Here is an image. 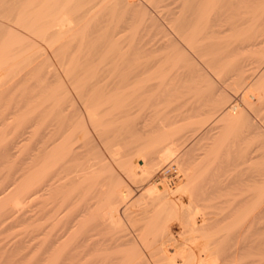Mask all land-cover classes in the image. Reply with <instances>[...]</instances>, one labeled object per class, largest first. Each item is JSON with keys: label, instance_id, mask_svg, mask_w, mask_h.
Wrapping results in <instances>:
<instances>
[{"label": "bare ground", "instance_id": "bare-ground-1", "mask_svg": "<svg viewBox=\"0 0 264 264\" xmlns=\"http://www.w3.org/2000/svg\"><path fill=\"white\" fill-rule=\"evenodd\" d=\"M75 1H77V0H0V75L2 77H5V78H2L0 76V87L2 85H5V80L8 79V77L12 78L13 72L17 71L15 67L18 66L19 62H23V61L25 62L29 58V56L33 55L34 51L36 52V49H34V50H32L33 51L32 54H31L32 51L29 53L30 55L27 54V52L29 50H31L34 46L38 45V43L36 44V40L38 38L46 41L48 43V45L51 46L50 50L54 49L55 52H57L58 48L64 47L65 45L67 46L68 43L71 44V43L76 42L77 47H78L77 48L76 45L74 47L76 49V52L72 51L71 48H73V47H71V45H69V44H68L69 46H67V47H71V48L68 49L66 47L64 51H62L63 48L61 50L62 56L65 57L64 59H66L65 61H67L66 62L67 66L65 65L66 66L65 72L67 73L69 80L71 81V84H73L74 88L78 92L76 97L79 95L81 97V100L84 102V104L87 108L86 110H87L88 118H89L90 122L92 123L93 127L97 130L96 132L97 133L99 132L98 135L100 134L99 136L101 137V140L103 141V143L105 144V146L109 150V152L111 154V158L114 161H116L122 167L123 171H125L128 174V176H130V178L132 177L134 179V180L131 179V181L132 180L135 181V179H136V181L138 179H141L140 181H142L143 179L147 180L155 174V172L160 168V166L163 163H166L169 160H171L173 158V156L176 157L175 147L177 145H175V144H176V140L178 141V137L175 138L174 135L176 134L177 131L171 128L172 130L170 132L165 130L167 133H165V132H164V134L162 133L163 136L160 137L162 139H161V141H159L160 143L164 141L162 143L163 145H160L162 148L160 146H158L157 143H156V145L153 144L155 141L158 142L157 140H154V141L151 140V141H153V143L149 142L150 144H147L148 147L146 145H145V147L143 146L144 149H143V147L139 148L138 145L135 144V145H137L136 148L138 147V149H137L138 153H136L135 155H139L138 150L143 149L145 151L147 148L149 149V145L151 147H152V145H154V146H158L161 148L159 150L158 154L155 152V150H156L155 147L153 148V150L155 149L154 152L156 154L154 152L153 153L156 156H152V154L150 152L153 150H150L149 152L148 151L145 152V153H148V154H146V155H148L147 157H146L145 153L141 154V155H143V157L139 156V157H141V158H139L140 159L139 160L138 157L133 155V153L132 154L130 153V155L128 156L129 151H132V149H131L132 147L130 148V146L133 143L130 145L128 144V147H126L127 149L128 148L131 149V150H128V153H127V151L122 152L121 151L122 149H116V148L114 149V146L117 145V143L115 141H117V140L119 141V138L122 135L121 136H118V135L114 136V134H116L115 132H118V130H116L113 134V132H109V129H110V131L113 130L114 126L116 128L118 126V124H120L123 121H124L123 123H125L127 119H128V122L131 123L130 120L133 121V118L131 117L132 114L136 113L135 115H137V111L134 109V106L131 103L134 101L138 102V100H141L142 97H144L145 95H146V98H148L147 93L155 90L156 88L158 89L160 87L161 88L165 87L164 83L166 84V81L168 79V74H169L168 70L173 71L171 69H175L174 67H177L176 65L179 64L181 62V59L183 60V58L186 55L184 56L183 50L180 49L179 46L175 43V40H174L175 38L170 40L167 37L166 41L164 43H162L161 47L164 46L162 48L171 49L169 54L167 55V53H166L167 56L165 55L167 61H169V62L171 61V64H173L169 68L167 67V64H166L167 62L166 63L164 62L165 64H163V63H160L161 62L160 60H158V61L157 60L156 61L155 60L154 61H151V60L146 61L145 60L144 63H138L135 60V64L129 62L130 60H128V61L125 60L127 62L126 64H128V63L133 64L132 66H129V67H128V65L125 66V61L123 64L121 63L122 61H114V63L112 61V63H111V60H109V56L111 54L112 48L118 47V49H119L120 39L122 41V38H123V37L121 38L122 25L120 24V22L116 23L114 25H109V23L107 25L104 23L107 20L106 19L107 14L106 15H105V13L101 14V12H100L101 8L100 9L97 8L98 10L94 9L98 5L97 3L99 1H102V0H99V1H97V0L86 1L85 0L86 2L84 4H82L81 6H79L78 8L77 7L75 8L73 6V3ZM105 1H107V0H103V2H105ZM125 1H124V3L128 2L127 4L131 5V10L134 9V7L132 6V0L131 1L127 0L126 2ZM197 1H196L197 5L200 3L201 4L203 3L202 5H204L203 9H204L205 13H200V15L195 17L196 18L195 21H194V19H195L194 18L193 21H191L192 19L190 21L185 20L180 25L178 23L179 26L176 28L177 29L176 31L179 33L180 36H183V37H184V34L187 32L186 36L183 39L188 41L187 42L188 45H190L191 47H198V50H199V48L201 46L203 47L207 44L206 46L208 47V44L212 43L213 40L211 39V36H212L211 33H213V32L217 33L218 30H216L214 28V26L216 25L215 23L218 19L222 18V16H223L222 14H224V13H222L221 16H220V14L217 15L215 13L216 11L214 13H212V10L215 9L216 4L218 5V3H219V5H220V3L223 0H219V1L218 0H197ZM216 1H218V2L216 3ZM244 1H247V0H244ZM118 3L115 2V4H118ZM120 3H121V1H120ZM251 3H253V2H251ZM127 4H125V5H127ZM258 4H259V2H258ZM254 6H251V7H254ZM257 7H259V6H257ZM261 7H262V5H261ZM114 8H115V6H114ZM103 9L105 11V7ZM126 9H127V7H126ZM79 10H81V13H76ZM223 10H224V8H223ZM262 10H264V9H262ZM220 11H222V10H220ZM98 12H100V13H98ZM248 13L246 11V14L244 12V15H247ZM263 13H264V11H263ZM113 14H114V12H113ZM237 14H238V16L240 15L238 12H237ZM263 15H261V16H263ZM249 17L250 16H248L246 18H249ZM230 18H231V16H230ZM246 18L244 19V16H243V19L248 21L249 19H246ZM252 18H253V16H252ZM149 19H151V18H149ZM226 19H228V18H226ZM240 20H242V19H240ZM250 20H251V18H250ZM247 21H245V22H247ZM177 22H178V20H177ZM113 23H115V22H113ZM239 23H240V21H239ZM241 23H243V21H241ZM260 24H261V22H260ZM252 25H250V26H252ZM104 26L106 27V30L104 32L102 31L103 32L102 33L100 30H102L104 28ZM246 26H248V25H246ZM227 27H229V26H227ZM244 27L241 28L242 29L241 32L243 30H246V31H244L242 34L246 33L247 30L248 31L251 30V29L250 30L247 29L246 27L244 29ZM252 27H254V26H252ZM252 27H250V28H252ZM255 27H256V25H255ZM258 27H259V25H258ZM158 28H160V27H158ZM239 28H240V26H239ZM232 29H235V28H232ZM254 30L257 32L258 28L254 29ZM223 31H224V29H223ZM237 31H238V29H237ZM97 32L98 33L101 32V33L97 35ZM241 32L239 31L236 34L237 35L239 34L240 36H242V34H240ZM173 33H175V32H173ZM248 33H246V34H248ZM250 33L253 34L252 36L255 37L254 39L258 38L256 36V34L253 33V31H251ZM258 33H261V32H258ZM134 35H135V33H134ZM245 35H244V37H245ZM234 36H235V34H234ZM247 36H249V35H247ZM247 36L245 38H242L243 41L245 39V41H244L245 43H249L250 41H252L250 39H253V37L250 39H247ZM262 38H264V36L259 37V40H262V42L256 41V40H254L255 43L250 42L249 44L252 46H249V45L246 46V44H242V42H243V41H241L242 39L240 40L241 41L240 43L242 45L240 43H238L240 45H237L236 41H238V40H236L234 42V44L236 43L235 46L237 45L238 48H241V49L245 46L246 47L249 46V48L255 47V46H253V43L256 46H258L257 44L260 45L262 43L263 46L262 45H260V46L264 47V41H263L264 39H262ZM162 39H164V38H162ZM246 39L249 41H247ZM219 40H221V39H219ZM218 44H220V43H218ZM104 45H106L107 48L104 50H100V48L103 47ZM43 46H45V45H43ZM146 47H148V46H146ZM202 47H201V50H202ZM217 48H219L218 45H217ZM233 48L235 49V47H233ZM43 49H45V48H43ZM169 49H167V50L169 51ZM244 49H242V50H244ZM135 50H133V51H135ZM203 50H205V47ZM233 51H231V52H233ZM58 52H60V51H58ZM198 52H200V51H198ZM235 52L237 53V51H235ZM238 52H240V51H238ZM135 53L138 54V52H136V51H135ZM134 54H132V55H134ZM140 54H142V53H140ZM240 54H242V51ZM34 55L36 56V54H34ZM33 56H31L32 60L35 58V56H34V58H33ZM44 56L45 55L43 54V57ZM60 56H61V54H60ZM117 56L119 57L118 53H117ZM40 57H42V56H40ZM43 57H42V59L44 60L45 57L44 58ZM135 59H137V57ZM213 59H214V57H213ZM225 59H226V57H225ZM179 60H180V62H178ZM65 61H63V63ZM55 62H56V60H55ZM132 62H134V60H132ZM219 62H221V61H219ZM233 62H234V60H233ZM41 63H42V61H41ZM230 63H232V62L230 61ZM20 64H22V63H20ZM25 64H26V62H25ZM82 65H84V66H82ZM123 65H124L125 69H124ZM185 65L187 66V64H185ZM63 66H64V64H63ZM240 66H242V64ZM240 66L238 68V71L242 70L240 68ZM38 67H40V66H38ZM187 67H189V66H187ZM243 68H244V65H243ZM184 70H186V69H184ZM196 70H197V68H196ZM39 71H40V69H39ZM41 71H42V69H41ZM245 71H247V70H245ZM48 72H49V70H48ZM241 72H239V73L241 74ZM21 73L22 72H20V75H21ZM45 73H47V71H44V74ZM51 73L52 72L50 70L48 76L51 75ZM182 73H184V72H182ZM242 73H244V72H242ZM48 76L46 75L45 78H47ZM244 76L247 77V74H245ZM51 77H52V75H51ZM239 77L241 78L240 75H239ZM245 77H242V79ZM11 78H10V80H11ZM18 78H19L18 79L19 81L23 80L24 79L23 74H22V77L21 76L19 77V74H18ZM54 78H56V76L53 77V79H51V80H54ZM249 78H251V77H249ZM258 78H259V76H258ZM14 79H15V77H14ZM188 79H189V77H188ZM10 80H9V82H10ZM12 80H13V78H12ZM31 80H32V78H31ZM57 80H55V81H57ZM260 80L256 79V81H254L253 84L248 83V86L244 87V98H246V100L250 99L251 103L258 102V100H264L263 99L264 98V85L260 84L261 83ZM55 81H53V82H55ZM11 82H13V81H11ZM223 82H224V80H223ZM7 83L8 82H6V84ZM241 83L244 86L245 82H243V80ZM241 83H240V85H241ZM57 86H58V84H57ZM209 88H210V86H209ZM56 90H58V89H56ZM64 90H65V88H64ZM233 90H234V88H233ZM58 91L55 92L57 94L53 93L50 97L46 96L45 101L42 102V104H45V102L48 103L47 101L52 100L51 102L50 101L49 102L50 103L54 102V106H56V104H57L56 102H58L57 99L59 98L58 97ZM65 91H62L63 95L61 94L62 98L64 96L63 100L61 98V100L63 102L66 100L65 98L67 97V95H64V93L67 92V91L66 92ZM60 93L61 92H59V94ZM50 94H51V92H50ZM148 94L151 95V93H148ZM38 96H36V97H38ZM172 96H174V95H172ZM42 97H43V95H42ZM227 97L229 98V96H227ZM226 98H225V100H226ZM148 99H150V97ZM194 99H195V97H194ZM214 99L215 98H213V100ZM230 99H229V101H230ZM246 100H244V102ZM226 101L229 102L228 100H226ZM15 103H17V102H15ZM50 103L46 104V105L48 106V105H50ZM159 104H160V102H159ZM225 104H227V103H225ZM107 105L109 106L108 107L109 112H106V114H108V115L103 114V116H101L100 114H102L101 112L103 111V108L105 109L104 106H107ZM173 105H174V103H173ZM173 105H172V108H173ZM186 105H188V104H186ZM222 105H223V103H222ZM101 107H103V108H101ZM169 107H171V106H169ZM221 107L222 106H219L218 110H215V112L216 113H219L217 111L221 112V110L223 109ZM223 107H225V106L223 105ZM16 108H18V107H16ZM36 108H37V110H36ZM36 108H35V111H38V109H40L38 111L39 113H41V110H42V113L40 114L42 126H39L40 128L37 127V129H39L38 133L34 134L32 132L33 126H31V125L30 126L26 125L24 127L21 126L22 128L20 127V129H18L19 131L17 130V134H18L17 138L18 139H16L14 141V138H13V141L7 147H5L6 145L4 146L6 148L5 149L6 154H5V152H3L2 149H0L2 151L0 153H2L4 156L2 154L1 155L5 158V156L7 157L8 154L9 155L11 154V150L13 148H15L18 144H20V142L22 143L23 147L25 148V149L23 148L25 150L24 158L22 161L23 166H22V168H18V170L16 169L18 172L21 170H22L21 172H23L22 174L19 172V174L22 176V179H23V182H22L23 184L20 183L21 185H19V186H21L20 189L22 188L21 192L19 190H17L18 188L16 187L19 182L15 183L16 185L14 184V187H16L15 190H17L19 193H17V191H16V193L15 192L12 193L10 191V189L12 191H15L13 189L12 185L10 187L8 186L9 191H10V193L8 192L9 195L6 194L8 191V189H7L8 187L6 188V192H5V189L4 190L2 189L0 191V215L3 212H4L3 214H5L6 208L10 209V211H7V214H9V212L12 211V208H8V206L14 205L12 203L15 200L10 195H13V194L17 195L18 194V195L22 196L23 199H25V200L21 201L22 198L20 199L19 197H17L16 200L20 199L21 202L25 201L27 204H32L36 200L35 201L36 204L35 203L34 204L37 207V211L35 213L32 211L33 214H35V215H32V213H31V216H28L29 217L28 219L30 221L33 219H35L36 221H42L41 223L39 222V225H38V227L40 229L37 228L39 235H41V237L43 236L42 237L43 240L40 238H37L39 240H42L41 243H40V241L38 242L41 245V248H40L41 252L37 248L38 251L40 252V255L38 254L39 263L41 261V263H43V264H264V251H263L264 249H262V248H264L262 246L264 243V202L263 201H262V203L260 202V200H262L264 198V197H262V196H264V192L261 193L262 191H264L263 189L260 192L256 191V194L253 193L252 190H251V192H249V194L247 192H245L246 197H244V194L242 192H240V193H242L243 198L235 199L237 197H234L235 200L232 199V201H230L231 200L230 198H227V200H224L222 202V204H214L211 202L210 203L201 202V199H199L195 195V191H193L195 189V188H193V185H194V182L196 181L197 177L199 178V176H198L199 173L197 172L196 167L194 168L193 165L189 166L185 162L187 160L184 159V155H183L182 157L180 156V158H178L176 161L178 166L181 168L183 175L179 174L178 179L172 183L166 182L165 180H164V182H159V183H164V185H165L164 188L159 187L158 184H156V183H151L150 185L148 184V186L146 185L147 187L144 189V191H142V193L138 197L136 196L137 198L135 200L131 201L129 196H130L132 191L127 189V188H122L121 186L123 184L120 186V184L122 182H119L112 175L106 176L104 174V172H105L104 166L105 165L102 164V162H99L101 160L95 159V158H97L94 155L96 152L93 153L92 152L93 149L90 147V143L92 141H90V142L88 141V139H90V137H88L89 135H88V130H87V126H86L87 124H86V121L84 120V118L82 116H79V114H78V116L75 115V117H77V118L74 120L72 117L73 120L71 121V120H69L70 119L69 114H66L65 111H64L65 116L62 114L63 111L53 113L56 111V109L59 108V106H56L55 111H54V108H52V106H51V111H48V109L45 107H44V110H43V107H41V108L36 107ZM73 108H75V105L73 106ZM226 108H228V109L225 113H223L224 115L222 113H220L222 116L220 114H218L221 116V118L225 119L227 117L231 118L234 115L235 116L240 115L239 113H240L241 108H239V111H238V106L232 104L231 107L227 106ZM67 109L70 110V108H67ZM49 110H50V108H49ZM224 110H225V108H224ZM70 113H71V111H70ZM73 114H74V112H73ZM185 114H187V113H185ZM25 115H27V114H25ZM60 115H63V121L62 122L58 121V119H57V117ZM135 115H134V117H135ZM22 116H24V115H22ZM182 116H185V115H182ZM241 116H243V114L239 116V120L245 119V118H242ZM29 117H30V115H29ZM130 117H131V119H130ZM8 118H11V117L10 116L8 117V114H5V115H3L2 119L3 120L6 119V121H7ZM240 118H242V119H240ZM24 119H25V116L22 119V123L26 120V119L25 120ZM204 119H206V118H204ZM249 119H250V117H249ZM17 120L18 119H16V122H17ZM217 120H219V119H217ZM227 120H228V118H227ZM232 120L237 121V119H232ZM19 121H18V124L16 123L17 125H19L21 123ZM225 121H226V119H225ZM1 122H4V121H1ZM32 122H34V121L32 120ZM14 123H15V121H14ZM151 123H152V121H151ZM127 124L125 123L124 126L127 127ZM132 124H134V123L132 122L130 124V126H132ZM1 125H3V124H1ZM12 125L13 124L11 123V126ZM234 125L235 124H233V126ZM135 126L136 125H134V128H135ZM149 126H151V125L149 124ZM201 126H204V125H200V127ZM4 127H6V126H4ZM12 127H14V126H12ZM140 127H142V125ZM30 128L32 129V131L30 130ZM134 128L132 127L133 130H134ZM138 128L139 127L137 126L136 129H138ZM106 130H108V133H110L109 137H104L105 136L104 132ZM120 130H121V128L119 129V131ZM122 130L124 132L123 127H122ZM130 130L131 129H129V132H130ZM133 130H131V131H133ZM4 131H5V129H4ZM254 131H255V129H254ZM103 133H104V135H103ZM118 133H120V132H118ZM193 133H195V132H193ZM107 134H106V136H108ZM111 134H113V135H111ZM125 134H127V132H125ZM131 134H133V133H130V135ZM150 134H151V132H150ZM227 134H230V133H227ZM3 135H6V134H3ZM7 135H9V134H7ZM130 135L128 138H130ZM19 136L22 137V139H20ZM125 136L126 135H124V138L127 137V136L126 137ZM131 136H133V135H131ZM110 137H112V138H110ZM229 137L230 136H228V138ZM255 137H257V136H255ZM160 138H157V139L160 140ZM208 138H210V137H208ZM109 139L114 140V141H110ZM144 140H145V138H144ZM7 141H6V143L8 144ZM9 142H10V139H9ZM122 143L126 144L127 141H126V143H124V141ZM128 143H130V142H128ZM2 145H4V143ZM2 145H1V148H2ZM93 146L95 147V145H93ZM127 149H124V150H127ZM186 149H184V150H186ZM215 149H217V148H215ZM134 151H135V149L133 148V152ZM142 151H140V153ZM21 152L22 151H20V153ZM243 152H241V153H243ZM149 154H151V157ZM1 155H0V157H1ZM195 155H196V153H195ZM131 156H135V158L131 157ZM242 159H243V157H242ZM247 159H249V158H247ZM2 160L6 161V158L5 159L2 158ZM235 160H237V159H235ZM0 161H1V158H0ZM140 161H141V163H140ZM228 165H229V163H228ZM179 167H178V170H179ZM201 167H202V164H201ZM245 168H246V165H245ZM19 169H21V170H19ZM109 169H108V171H109ZM247 169H248V167H247ZM1 170H2V168H1ZM109 172H111V171H109ZM106 173H108V172L106 171ZM217 174L219 175V173H217ZM221 174H223V173H221ZM9 175H11V174L8 172V174L6 175V179L10 177ZM15 175H18V174H15ZM226 175H228V174H226ZM259 175H260V177L263 176V174H259ZM259 175L258 176L255 175V176L260 178ZM15 177L17 178V176H15ZM256 177L253 176L254 179H252V177H251V180L254 181ZM16 178H12V179H15V181H16ZM154 178H157V177L155 176ZM22 179H20V180H22ZM262 179H263V177H262ZM262 179L255 180V182H253V183H258L260 181L262 182ZM149 180H151V179H149ZM219 181H221V180H219ZM6 182L10 183L11 181L5 180V181H3V183L0 182V185L4 184ZM215 182H216V180H215ZM236 182L237 181H235V183ZM9 183H6V185ZM12 183H14V182H12ZM142 183H143V181H142ZM239 184H241V186H242V183H239ZM204 186H205V184H204ZM238 188H239V186H238ZM214 190H216V189H214ZM236 190H238V189H236ZM225 191L227 192V190H225ZM203 192H205V191H203ZM207 192H209V191H207ZM222 192H224V191H222ZM210 194H211V192H210ZM210 194H209V196L212 195V194L211 195ZM214 194H215V192H214ZM228 195H230V194H228ZM203 199L205 200V197ZM203 199H202V201H203ZM248 200H251V201L248 202ZM252 200L254 202H252ZM18 203L21 205L20 202H17V204ZM34 204L29 205V206L27 205V207H29L28 209L34 208L33 207V206H35ZM15 205H16V203H15ZM30 206H32V207H30ZM17 208H18V205H17ZM13 211H14V207H13ZM13 211H12V214H14ZM26 211L28 212V210H26ZM27 212H24L25 215ZM10 214H9V216H10ZM2 217L0 216V219ZM5 217L6 216H4L3 218L6 220ZM5 220H2V222H4ZM25 220H26V217H25ZM2 222H0V223H2ZM31 222H33V221H31ZM31 222H28L27 224H29ZM4 223H2V225ZM6 223H8V221ZM35 224H33V226H35ZM36 226H37V224H36ZM176 227H178V228L175 229ZM1 229H3V228H1ZM32 230L30 232L31 235H33L37 232V231L35 232L34 231L35 229H34L33 231L35 233L32 234ZM38 232H37L36 236L33 235L34 238L38 236ZM29 237H30L29 241L31 242V240H33V238H31L30 235H29ZM30 242H28V243H30ZM28 245L30 246L31 243ZM29 246H28V248H29ZM28 250H31V249H28ZM29 252H31V251H29ZM32 259H34V258H32Z\"/></svg>", "mask_w": 264, "mask_h": 264}, {"label": "rangeland", "instance_id": "rangeland-1", "mask_svg": "<svg viewBox=\"0 0 264 264\" xmlns=\"http://www.w3.org/2000/svg\"><path fill=\"white\" fill-rule=\"evenodd\" d=\"M86 1H88V0H86ZM86 1L85 0H77L73 3V6L75 8L76 7L78 8L79 6L84 4ZM97 1H99V0H97ZM120 1H121V3H120ZM124 1L125 0H107V1L103 2V0H102V1H99L97 3L98 4L97 7L94 8L95 10L97 8L98 9L101 8V10H100L101 14L102 13H105V15L107 14L106 15L107 20L104 22L105 24L108 25V23H109V25H114V24L120 22V24L122 25L121 38L122 37L123 38H122V41L120 39L119 49H118V47L112 48L111 54L109 56V60H111V63H112V61H113V63H114V61H122L121 63L123 64L125 60H127V61L130 60L129 62L135 64V60L138 63H144L145 60L146 61L147 60H151V61L160 60L161 62L160 61L159 62L163 63V64H165L167 62L166 64H167V67L169 68L173 64H171V61L170 62L167 61L166 56L169 54L171 49L162 48L164 46L161 47L162 43H164L166 41L167 37L170 40L175 38L174 39L175 43L179 46L180 49L183 50L184 56L185 55L186 56L184 57L185 59L184 58H183V60L181 59V62H180V60L178 61L180 63L176 65L177 67H174L175 69H171L173 71L168 70L169 71V74H168L169 80L167 79L166 84L164 83L165 87H162V88L160 87V88H158L159 90L156 88L155 90L148 92V93H151V95L147 93V96H148V98L150 97V99L146 98V95H145L144 97H142L141 100H138V102L134 101L131 103V104H133L134 109L137 111V115H135L136 114L135 113V114H132V116H131L133 118V121L132 120H130V121H131V123L132 122L134 123V124H132V126H130L131 123L128 122V119H127L125 122L126 124L128 123L127 127L124 126L125 123H123L124 122L123 121L120 124H118V126L116 128H115V126H114V128L112 127L113 130L110 131V129H109V132H113V134L116 130H118V132H120V133L115 132L116 134H114V136L115 135H118V136L122 135L119 138V141L118 140L115 141L117 143V145L114 146V149L115 148L116 149H122L121 150L122 152L127 151V153H128V150L132 149V151H129L128 156L130 155V153L131 154L133 153V155H135L136 153H138L137 152L138 147L139 148H142L143 146L145 147V145L147 146V144L153 143L154 140H157L159 142V141H161L162 138H160V137L163 136L164 132L167 133L166 131L170 132L172 129H174L177 131L176 134L174 135V137L175 138L178 137V141L176 140V144H175V145H177L175 147L176 157L173 156V158L171 160H169L166 163H163L160 166V168L155 172V174L149 178L151 180L143 179L142 180L143 183H142V181H140L141 179H138L137 181L135 179L136 182L133 181L134 179L132 177L130 178V176H128V174L125 171H123L122 167L116 161H114L111 158V154H110L109 150L107 149V147L105 146V144L101 140V137L99 136L100 134L98 135L99 132L98 133L96 132L97 130L93 127L92 123L90 122V120L88 118L87 110H86L87 108H86L84 102L81 100V97L79 95L76 97L78 92L74 88L73 84H71V81L69 80V77H68L67 73L65 72L66 66H67V64H66L67 61H65L66 60V59H64L65 57L62 56V51H64L67 46L71 45V47H73V48H71V47H67V48L68 49L71 48L72 51L76 52V49L74 47H75V45L77 47V43L76 42L71 43V44L68 43L69 45L67 44V46L65 45L64 47L58 48L57 52H55L54 49L50 50L51 46L48 45V43L46 41H44L40 38H38L36 40V44L38 43V45L34 46L31 50H29L27 52V54H29L32 50L36 49V52L35 51H34V53H33V51L31 52V54L33 53V55L36 54V56L34 55L35 58L33 55H31L34 58L33 60L31 59L32 57L29 56V58L27 59L28 61L27 60L25 61L26 64L24 61L19 62L18 66L15 67L17 71L13 72V74H12L13 80L11 77H10L11 80L8 77V79L5 80V85H2L0 87V94H1L0 95V123L3 124V125L0 124L1 125L0 126V138H1L0 139V149H2L3 152H5V154H6V151H5L6 148L5 147H7L13 141V138H14V141L16 139H18L17 138V135H18L17 130L20 129L21 126L24 127L26 125H29V126L31 125V126H33L32 127L33 131L31 128H30V130L34 134L38 133L39 129H37V127L40 128L39 126H42L41 115H40L42 113V110H41V113H39L38 111L40 109H38V111H35L36 107H39V108L43 107V110L45 107L48 109V111H51V106H52V108H54V111H55L56 106H59V108H58L59 110L56 109V111L53 113L63 111L62 114L64 116H65V113L69 114V117H70L69 120H71V121L73 119L75 120L77 118V117H75V115L78 116V114H79V116H82L84 118V120L86 121V124H87L86 126H87V130H88V135H89L88 137H90V139H88V141L89 142L92 141L90 143V147L93 149V151H92L93 153L96 152L98 154V155L96 153L94 154L97 157L95 159L101 160L99 162H102V164H104L106 166V167L104 166V168H105L104 174L106 176L112 175L119 182H122L121 184L119 183L120 186L123 184L121 186L122 188H127V189L132 191L130 196H129L131 201L135 200L142 193V191H144V189L148 186V184L150 185L151 183H156V184H158L159 187L164 188V186H165L164 183H159L160 181H158L160 169H162L165 165H167V163H172V162L178 166L176 161L178 158H180V156L182 157L183 155H184V159H186L188 161V162L187 161H185V162L189 166L193 165L194 168L196 167V170L199 173V175H198L199 178L197 177L196 181L194 182L193 188H195V189L193 191H195V195L199 199H201V202H205V203L211 202L214 204H222V202L224 200H227V198H230L231 200L230 199L229 200L232 201V199H234V197H237L235 199L243 198L242 193L244 194V197H246L245 192H247L249 194V192H251V190H252L253 193L256 194V191L260 192L262 189L264 190V187H263L264 186V100H258V102L251 103L250 99L246 100V98H244V87L248 86V83L253 84V82L256 81V79L257 80L261 79L260 80L261 83L260 82L259 83L264 85V61H263L264 60V52H263L264 47H262L263 46L262 43L260 44L262 46H260L259 44H257L258 46L254 45V43H255L254 40L262 42V40H259V37L264 36V25H263L264 24V15H263L264 10H262V9H264V4H263L264 0H247V1H244V0H223L222 2L220 1L221 2L220 5H219V3H218V5L216 4L215 9L212 10V13H214L216 11L215 13L217 15L220 14V16H221L222 13H224V14H222L223 15L222 18L218 19L215 23L216 25L214 26V28L216 30H218L217 33L213 32V33H211L212 36L210 35L211 39L213 40L212 43H209L208 47L206 46L207 44L203 47L201 46L202 50H201V47L198 50V47H191L190 45H188V43H187L188 41L183 39L186 36L187 32L184 34V37L180 36L179 33L176 31L177 30L176 28L180 24H182L183 21H185V20L190 21L191 19H192L191 21H193V19L195 17L200 15V13H205L204 9H203L204 5H202L203 3L202 4L200 3L197 5V3H196L197 0H132V6L134 7V9L131 10V5L127 4L128 3V2H126L127 0L125 1L126 3H124ZM218 1H216V3ZM115 2L116 3L119 2V3L115 4ZM251 2H253V3H251ZM258 2H259V4H258ZM125 4H127L128 6ZM261 5H262V7H261ZM114 6H115V8H114ZM251 6H254V7H251ZM257 6H259V7H257ZM104 7H105V11L103 9ZM126 7L128 10L126 9ZM223 8H224V10H223ZM220 10H222V11H220ZM246 11H247V13L248 12L249 13L247 15H244V12L246 14ZM100 12H98V13H100ZM113 12H114V14H113ZM237 12L240 14L239 16H238ZM76 13H81V10L77 11ZM250 14L253 16V18ZM261 15H263V16H261ZM230 16H231V18H230ZM243 16H244V19L246 17L250 16L249 18H246L249 20L248 21L244 20ZM255 17L256 18L258 17V18L256 19ZM149 18H151V19H149ZM226 18H228V19H226ZM250 18H251V20H250ZM240 19H242V20H240ZM177 20H178V22H177ZM195 20H196V18L194 19V21ZM239 21H240V23H239ZM241 21H243V23H241ZM245 21H247V22H245ZM259 21L261 22V24ZM113 22H115V23H113ZM178 23H179V25H178ZM246 25H248V26H246ZM250 25H252L254 27H252ZM255 25H256V27H255ZM258 25H259V27H258ZM227 26H229V27H227ZM239 26H240V28H239ZM244 26L249 30L251 29L250 31L247 30L246 33L249 32L248 34H246V33L242 34L244 31H246V30H243L241 32V30H242L241 28H243ZM158 27H160V28H158ZM245 27H244V29H245ZM250 27H252L253 29ZM232 28H235V29H232ZM256 28H258L257 32L254 30ZM223 29H224V31H223ZM237 29H238V31H237ZM105 30H106V27L104 26V28L100 31L104 32ZM239 31L241 32L240 34H242V36H240L239 34L238 35L236 34ZM251 31H253V33L256 34V36L258 37L257 38L258 40L254 39L255 37L252 36L253 34L250 33ZM101 32H99V33L97 32V35L100 34ZM173 32H175V33H173ZM258 32H261V33H258ZM134 33H135V35H134ZM234 34H235V36H234ZM244 35H245V37L247 35H249V36L251 35L250 37L247 36V39H250L253 37V39H250V40H252L250 42H254L253 46H255V47L249 48V46H252V45L249 44L250 42L245 43L244 42L245 39L243 41L242 38H245ZM162 38H164V39H162ZM219 39H221V40H219ZM262 39H264V38H262ZM236 40H238V41H236ZM240 40L244 42V43L242 42V44H246V46L247 45H249V46L243 47L244 46L243 45L242 49L245 48L244 50H242L241 48H238L237 45L241 44ZM235 41L237 42L236 46H235L236 43L234 44ZM247 41H249V40H247ZM217 42L220 44H218ZM238 43H240V44H238ZM43 45H45V46H43ZM217 45L219 48H217ZM146 46H148V47H146ZM103 47H101L100 50H104L107 48L106 45H104ZM204 47H205V50H203ZM233 47H235V49ZM43 48H45V49H43ZM62 48H63V50H62ZM167 49H169V51ZM133 50L138 52V54L135 53V51H133ZM58 51H60V52H58ZM198 51H200V52H198ZM231 51H233V52H231ZM235 51H237V53ZM238 51H240V52H238ZM241 51H242V54H240ZM117 53L119 54V57L117 56ZM140 53H142V54H140ZM166 53H167V55H166ZM43 54L45 55L44 56L45 58L43 57ZM60 54L62 57L60 56ZM132 54H134V55H132ZM40 56H42L44 58V60ZM136 57H137V59H135ZM213 57H214V59H213ZM225 57H226V59H225ZM47 58L48 59L50 58V59L48 60ZM55 60H56V62H55ZM132 60H134V62H132ZM233 60H234V62H233ZM41 61H42V63H41ZM63 61H65V62L63 63ZM219 61H221V62H219ZM230 61L232 63H230ZM20 63H22V64H20ZM126 63L127 62L125 61V66L128 65V67L133 65L131 63H128V64H126ZM63 64H64V66H63ZM185 64H187V66H189V67H187ZM241 64H242V66H240ZM243 65H244L245 69L243 68ZM38 66H40V67H38ZM82 66H84V65H82ZM239 66L243 71L241 69L240 70L244 73H242L241 71H238ZM123 67H124V65H123ZM38 68L40 69V71ZM196 68H197V70H196ZM41 69H42V71H41ZM124 69H125V67H124ZM184 69H186V70H184ZM43 70L47 71V73L44 74ZM48 70H49V72L51 70L52 77H51V75L48 76V74H49ZM245 70H247V71H245ZM20 72H22L21 75H20ZM182 72H184V73H182ZM239 72H241V74ZM18 74H19V77L20 76L22 77V74H23L24 79L22 78L23 80L19 81L18 80L19 79ZM245 74H247V77L244 76ZM46 75L48 76L47 78H45ZM239 75L241 76V78L239 77ZM55 76H56V78L58 77L59 79L57 78L58 79L57 80L56 78H54V80H51ZM258 76L260 79L258 78ZM14 77H15V79H14ZM188 77H189V79H188ZM242 77H245V78L242 79ZM249 77H251V78H249ZM2 78H5V77H2ZM31 78H32V80H31ZM9 80H10V82H9ZM55 80H57V81H55ZM223 80H224V82H223ZM242 80H243V82H245L244 86L241 83ZM11 81H13V82H11ZM53 81H55V82H53ZM6 82H8L9 84L8 83L6 84ZM240 83H241V85H240ZM57 84H58V86H57ZM209 86L211 89L209 88ZM64 88L67 92L64 90ZM233 88H234V90H233ZM56 89H58L59 91ZM55 90L58 91V97H59L57 99L58 102H56L57 103L56 106H54V102H52L53 104L50 103L52 100L51 101L49 100L50 102L46 100L48 103L45 102V104H42V102L45 101L46 96L50 97L53 93L56 92ZM62 91H65L66 93H64V95H67V97L65 96L66 100L64 99L65 103L62 101L64 98V96H63V98L61 96V94L63 95ZM50 92H51V94H50ZM59 92H61V93L59 94ZM55 94H57V93H55ZM42 95H43V97H42ZM172 95H174V96H172ZM36 96H38V97H36ZM227 96H229V98ZM194 97H195V99H194ZM212 97L215 99L213 100ZM61 98H62V100H61ZM225 98L228 101L230 98L231 99L229 102H227L225 100ZM244 100H246V101L244 102ZM15 102H17V103H15ZM159 102H160V104H159ZM49 103H50V105L47 106L46 104H49ZM173 103H174V105H173ZM222 103L225 107H223ZM225 103H227L228 105ZM186 104H188V105H186ZM232 104L238 106V111H239V108H241L239 114L240 115L243 114V116H241V117L245 118V119L240 118L242 120H239L240 115L239 116L234 115L231 118L227 117L228 120H227V118H225L226 121L224 118H221L222 115L220 113H222V114L225 113L228 109L226 107L227 106L231 107ZM74 105H75V108H73ZM172 105H173V108H172ZM169 106H171V107H169ZM219 106H222L221 108H223L222 109L223 111L222 110H221V112L217 111L219 113H216L215 110H218ZM16 107H18V108H16ZM104 107L107 111L103 107H101V108H103V111L105 112L104 113L102 111L101 112L102 114H100L101 116H103V114L108 115V114H106V112H109V108H108L109 106L107 105ZM49 108H50V110H49ZM67 108H70V110H68ZM224 108H225V110H224ZM36 110H37V108H36ZM64 111H65V113H64ZM70 111H71V113H70ZM73 112H74V114H73ZM4 113L8 114V117L9 116L11 117V118H8L10 121L8 119H7V121H6V119L5 120L2 119L3 115H5ZM185 113H187V114H185ZM25 114H27V115H25ZM218 114H220L221 116ZM22 115H24L25 119H26V120L24 119L25 121L23 120L24 121L23 123H22V119L24 118V116H22ZM29 115H30V117H29ZM63 115H60L57 117L58 121H60V122L63 121ZM134 115H135V117H134ZM182 115H185V116H182ZM72 117H73V119H72ZM131 117H130V119H131ZM249 117L251 120L249 119ZM204 118H206V119H204ZM16 119H18L17 122H16ZM217 119H219V120H217ZM232 119H237L238 122L236 120H232ZM32 120L34 122H32ZM1 121H4V122H1ZM14 121H15V123H14ZM18 121L21 122L19 125H17ZM151 121H152V123H151ZM11 123L13 124L12 126H14V127L11 126ZM148 123L151 126H149ZM233 124H235L234 125L235 127L233 126ZM134 125H136L135 128H134ZM141 125H142V127H140ZM200 125H204V126L200 127ZM4 126H6V127H4ZM137 126L139 127L138 129H136ZM122 127L124 128V132L122 130ZM132 127L134 128V130L135 129L136 130L134 131L132 129ZM120 128H121V130L119 131ZM4 129H5V131H4ZM129 129H131L133 131L130 130V132H129ZM254 129L256 132L254 131ZM125 132H127V134H125ZM150 132H151V134H150ZM193 132H195V133H193ZM2 133L6 134V135H3ZM104 133H105L104 137H109L110 133H108V130H106ZM104 133H103V135H104ZM130 133H133L131 135H133L134 137L131 136ZM227 133H230V134H227ZM7 134H9L10 136ZM106 134L108 136H106ZM113 134H111V135H113ZM124 135L127 136V137L125 136L127 139L124 138ZM129 135H130V138H128ZM228 136H230L231 138L230 137L228 138ZM255 136H257V137H255ZM112 137H110V138H112ZM208 137H210V138H208ZM19 138L22 139V137H20V136H19ZM144 138H145V140H144ZM157 138H160V140ZM9 139H10V142H9ZM109 140L114 141L111 139H109ZM151 140H153V141H151ZM6 141L8 142V144L6 143ZM123 141H124V143H126V141H127V143L123 144L122 143ZM128 142H130V143H128ZM158 142L155 141L153 144L156 145V143H157V145L160 146V145H163L162 143L164 141L161 143L160 142L158 143ZM3 143H4V145H2ZM128 144L133 145V146L132 145L130 146V148L132 147L131 149L126 148V147H128ZM135 144L138 145L137 148H136L137 145H135ZM1 145H2V148H1ZM18 145L11 150L10 155L8 154L7 157L5 156L6 161L2 160V158L3 159H5V158L3 157L4 155L2 153H0V155L1 154L3 155V156L1 155V157H0L1 158V161H0V182L3 183V181H5V180L11 181L10 183L6 182V183H9L10 185L9 184L6 185V183H4L5 185L1 184L0 185V191L2 189L3 190L5 189V192H6V188L8 186L10 187L12 185L14 190L17 187L18 188L17 190H19L21 192L22 188L20 189L21 186H19V185L23 184L22 183L23 179H22V176L19 174V172L21 174L23 172H21L22 171L21 169H19V170H21L19 172L17 170H18V168H22V166H23L22 161L24 158V153H25L24 149L25 148L23 147L21 142ZM93 145H95L96 148ZM154 145H152V147L149 145V149L147 148L148 147L147 146L146 147L147 149L145 148L146 149L145 151L143 150L144 149V147H143V149L138 150L139 155H135V156L138 157V159H139V158L143 157V155H141V154H144L147 151L149 152L150 150H153L154 147L156 149V150L154 149L155 152L158 154L159 150L162 147L160 146L161 147L160 148V147L154 146ZM133 148L135 149L136 152L135 151L133 152ZM215 148H217V149H215ZM124 149H127V150H124ZM184 149H186V150H184ZM154 150L150 152L152 154V156H156L155 155L156 153L154 152ZM20 151H22V152L20 153ZM140 151H142V152L140 153ZM0 152H2V151L0 150ZM241 152H243V153H241ZM195 153H196V155H195ZM146 154H148V153H145V155ZM151 154H149L150 157H151ZM135 156H131V157L135 158ZM139 156H141V157H139ZM147 156L148 155H146V157ZM242 157H243V159H242ZM247 158H249V159H247ZM235 159H237V160H235ZM140 163H141V161H140ZM200 163L202 164V167H201ZM228 163H229V165H228ZM245 165H246V168H245ZM247 167H248V169H247ZM1 168H2V170H1ZM108 169L111 172H109ZM106 171L108 173H106ZM179 171H180V174H182L180 167H179ZM8 172L11 175H9L10 177L6 179V175L8 174ZM217 173H219V175ZM221 173H223V174H221ZM15 174H18V175H15ZM226 174H228V175H226ZM259 174H263V176L260 177ZM14 175L17 176V178ZM255 175L256 176L259 175L260 178L256 177ZM155 176L158 179L154 178ZM253 176L257 178V179L255 178V180H258V179L260 180L263 177L262 182L260 181L258 183H253V182H255V180L254 181L251 180V177H252V179H254ZM11 177L16 178V181H15V179H12ZM20 179H22V180H20ZM131 179H133V180L131 181ZM215 180L217 183L215 182ZM219 180H221V181L223 180V181L221 182ZM235 181H237V182L235 183ZM12 182H14V183H12ZM17 182H19V183L17 184L16 187H14V184ZM161 182H164V181H161ZM238 182L242 183V186ZM204 184H205V186H204ZM238 186H239V188H238ZM9 187L7 188L8 189V191L6 193L7 195H9L10 191L12 193L13 192L16 193L17 190L12 191L10 189V191H9ZM214 189H216V190H214ZM224 189L227 190V192ZM236 189H238V190H236ZM203 191H205V192H203ZM207 191H209V192H207ZM222 191H224V192H222ZM210 192L212 195L210 194ZM214 192H215V194H214ZM240 192H242V193H240ZM263 192L264 191H262L261 193H263ZM17 193H19V192L17 191ZM227 193L230 195H228ZM209 194L211 196H209ZM14 195L15 194L10 195L16 201V202L14 201L16 203V205L14 202L12 203L16 206L15 207L14 205H12L14 207V211H13L12 206H8V208H12V211L14 214H12V211H11V212H9V214L11 213L12 215L10 214V216H9V214H7V211H10V209L6 208L7 210L5 209V214H3L4 213L3 212L0 215L1 217L6 216L5 217L6 220L3 217L0 219V222H2V220H5L4 221L5 223L2 222V223H4L3 225H2V223H0V230H1L0 231V264H31V263L32 264H43V263H41V261L39 263V259H38L39 258L38 254L40 255V252H41L40 243L43 240V238H42L43 236L41 237V235H39V232L37 229V228H39L38 227L39 222L41 223L42 221H36L35 219H33V220H31L33 222H31L28 219L29 218L28 216H31V213H32V215H35V214H33V212L35 213L37 211V207L35 205L36 200L32 204H27L25 201L21 202V201L25 200V199H23L22 196H20L18 194L15 196ZM17 197H19L20 199L22 198L21 201H20V199L16 200ZM204 197H205V200L203 199ZM262 197H264V196H262ZM202 199H203V201H202ZM263 199L260 200L261 203H262V201L264 202ZM249 201H251V200H248V202ZM17 202H20L21 205L19 203L17 204ZM252 202H254V201L252 200ZM33 204L35 205V206H33L34 208H32V209L30 208L31 210L28 209L29 207H27V205L29 206V205H33ZM17 205H18V208H17ZM30 207H32V206H30ZM25 209L28 210V212ZM24 212H27L26 213L27 216L25 215ZM24 216L26 217V220H25ZM7 221H8V223H6ZM28 222H31V223L27 224ZM35 223L37 224V226ZM33 224H35V226H33ZM1 228H3V229H1ZM31 228L33 230L35 229L34 230L35 232L36 231L38 232L37 237L34 238V236L37 235V232L35 233ZM177 228L178 227H176L175 229H177ZM31 230H32V234L35 233V234H33L34 236L30 234ZM29 235L31 236V238H33V240H31V242L29 241L30 240ZM37 238H40L42 240H39ZM39 241H40V243H38ZM28 242L31 243L30 246L28 245V244H30ZM28 246H29V248H28ZM262 246L264 247V243ZM37 248L40 250V252L38 251ZM28 249H31V250H28ZM262 249H264V248H262ZM29 251H31V252H29ZM32 258H34V259H32Z\"/></svg>", "mask_w": 264, "mask_h": 264}, {"label": "built area", "instance_id": "built-area-1", "mask_svg": "<svg viewBox=\"0 0 264 264\" xmlns=\"http://www.w3.org/2000/svg\"><path fill=\"white\" fill-rule=\"evenodd\" d=\"M179 170L175 163H168L159 172L158 180L166 181L169 183L175 182L179 177Z\"/></svg>", "mask_w": 264, "mask_h": 264}]
</instances>
